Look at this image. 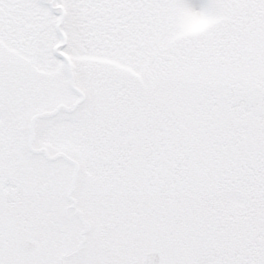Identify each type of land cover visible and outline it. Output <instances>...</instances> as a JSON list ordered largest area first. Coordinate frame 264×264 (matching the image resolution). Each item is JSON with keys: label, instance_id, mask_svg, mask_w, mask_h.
<instances>
[{"label": "snow or ice", "instance_id": "6c2138e0", "mask_svg": "<svg viewBox=\"0 0 264 264\" xmlns=\"http://www.w3.org/2000/svg\"><path fill=\"white\" fill-rule=\"evenodd\" d=\"M0 264H264V0H0Z\"/></svg>", "mask_w": 264, "mask_h": 264}]
</instances>
